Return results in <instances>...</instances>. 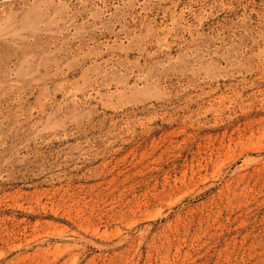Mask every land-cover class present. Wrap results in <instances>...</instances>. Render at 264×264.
<instances>
[{"label":"rangeland","instance_id":"obj_1","mask_svg":"<svg viewBox=\"0 0 264 264\" xmlns=\"http://www.w3.org/2000/svg\"><path fill=\"white\" fill-rule=\"evenodd\" d=\"M0 264H264V0H0Z\"/></svg>","mask_w":264,"mask_h":264}]
</instances>
